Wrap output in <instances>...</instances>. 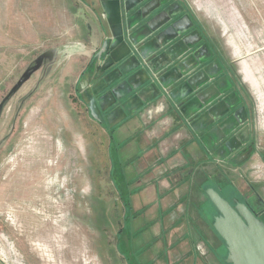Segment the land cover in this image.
I'll return each mask as SVG.
<instances>
[{
    "label": "rangeland",
    "instance_id": "rangeland-1",
    "mask_svg": "<svg viewBox=\"0 0 264 264\" xmlns=\"http://www.w3.org/2000/svg\"><path fill=\"white\" fill-rule=\"evenodd\" d=\"M81 1L0 0V264H167L159 237L168 215L158 185L145 188L152 170L140 123L111 132L84 102L85 82L96 76L87 74L111 45L87 40L89 2ZM237 1L209 6L222 20L240 8L241 27L207 31L237 56V71L248 65L256 85H242L252 125L264 134V0ZM246 168L215 167L223 180L216 191L242 200L256 192L261 204L263 184ZM212 206L200 204L199 212L215 218Z\"/></svg>",
    "mask_w": 264,
    "mask_h": 264
},
{
    "label": "crops",
    "instance_id": "crops-1",
    "mask_svg": "<svg viewBox=\"0 0 264 264\" xmlns=\"http://www.w3.org/2000/svg\"><path fill=\"white\" fill-rule=\"evenodd\" d=\"M88 2L83 14L87 40L111 47L104 63L87 74L96 79L86 80L84 102L91 117L111 132L140 123L146 171L152 170L145 188L158 185L168 215L160 225L168 239L159 237L167 264H226L214 218L199 212V206L211 204L206 190L223 188V180L213 175L215 167L246 166L253 182L263 184V196L261 204L256 192L245 199L264 213V134L252 125L251 94L242 85L252 90L256 85L248 65L242 63L237 71V56L225 53L207 29L241 27L237 20L245 22V15L237 8L238 16L229 12L225 24L222 12L209 6L214 0ZM230 41L242 47L244 40ZM172 208L175 215L169 213Z\"/></svg>",
    "mask_w": 264,
    "mask_h": 264
},
{
    "label": "water",
    "instance_id": "water-1",
    "mask_svg": "<svg viewBox=\"0 0 264 264\" xmlns=\"http://www.w3.org/2000/svg\"><path fill=\"white\" fill-rule=\"evenodd\" d=\"M215 207L213 229L225 244L226 264H264V223L246 204L233 200V206L215 190H206Z\"/></svg>",
    "mask_w": 264,
    "mask_h": 264
},
{
    "label": "trees",
    "instance_id": "trees-1",
    "mask_svg": "<svg viewBox=\"0 0 264 264\" xmlns=\"http://www.w3.org/2000/svg\"><path fill=\"white\" fill-rule=\"evenodd\" d=\"M219 195L222 197V198H224L226 201H228L232 206H233V203H232V200H233V198L234 197H236V196H234V197H232V198H227V197H225L224 195H222L221 193H219ZM236 199H238V197H236ZM239 200V202H243V203H245L246 204V206L249 208V210L255 215V217L256 218H258L260 221H262L263 223H264V213H263V211L262 212H257V211H255L254 210V208L250 205V204H248V203H246L245 201H243L242 199H238Z\"/></svg>",
    "mask_w": 264,
    "mask_h": 264
},
{
    "label": "bare ground",
    "instance_id": "bare-ground-1",
    "mask_svg": "<svg viewBox=\"0 0 264 264\" xmlns=\"http://www.w3.org/2000/svg\"><path fill=\"white\" fill-rule=\"evenodd\" d=\"M43 187V186H42ZM59 193V192H58Z\"/></svg>",
    "mask_w": 264,
    "mask_h": 264
}]
</instances>
